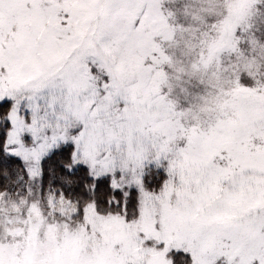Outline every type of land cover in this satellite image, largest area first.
I'll return each mask as SVG.
<instances>
[{"label":"snow or ice","instance_id":"obj_1","mask_svg":"<svg viewBox=\"0 0 264 264\" xmlns=\"http://www.w3.org/2000/svg\"><path fill=\"white\" fill-rule=\"evenodd\" d=\"M0 264H264V0H0Z\"/></svg>","mask_w":264,"mask_h":264}]
</instances>
